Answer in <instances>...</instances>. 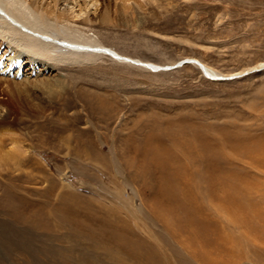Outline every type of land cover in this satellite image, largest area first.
Wrapping results in <instances>:
<instances>
[{
  "label": "rangeland",
  "instance_id": "374dc122",
  "mask_svg": "<svg viewBox=\"0 0 264 264\" xmlns=\"http://www.w3.org/2000/svg\"><path fill=\"white\" fill-rule=\"evenodd\" d=\"M48 1L161 70L0 48V264H264V0Z\"/></svg>",
  "mask_w": 264,
  "mask_h": 264
},
{
  "label": "bare ground",
  "instance_id": "6f19581e",
  "mask_svg": "<svg viewBox=\"0 0 264 264\" xmlns=\"http://www.w3.org/2000/svg\"><path fill=\"white\" fill-rule=\"evenodd\" d=\"M50 3L48 0H0V48L5 47L6 52L13 54L11 66L19 64L20 67L22 62L28 61L27 65L32 66L29 69L37 68L39 65L42 69L44 68L42 71L48 72L55 68L76 64L81 59L90 57L86 55L103 54L119 62H134L152 71L161 70V67L157 65L131 60L122 57L112 49L101 47L92 37L78 30L68 17L62 15L56 9V2L54 5ZM124 7L128 10L126 5ZM85 20L87 23L92 22L88 17ZM99 23L108 26L107 12L100 16ZM23 55L25 59L20 61L19 58ZM182 61L197 64L196 66L202 72L210 74V70L195 59ZM29 69H27L28 72H30ZM168 69L171 68L164 70ZM23 72L24 66L21 73ZM3 120L0 122V129L5 127ZM14 153L9 152L5 156L11 157Z\"/></svg>",
  "mask_w": 264,
  "mask_h": 264
},
{
  "label": "water",
  "instance_id": "95a60500",
  "mask_svg": "<svg viewBox=\"0 0 264 264\" xmlns=\"http://www.w3.org/2000/svg\"><path fill=\"white\" fill-rule=\"evenodd\" d=\"M187 63H188V61H182V62H180V63L174 65L173 67H171V69H176V68H178L179 66H181V65H183V64H187Z\"/></svg>",
  "mask_w": 264,
  "mask_h": 264
}]
</instances>
